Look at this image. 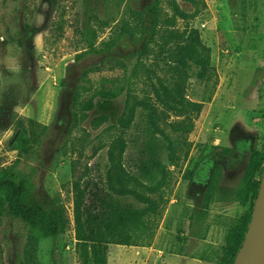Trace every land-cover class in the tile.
<instances>
[{
    "label": "rangeland",
    "instance_id": "obj_1",
    "mask_svg": "<svg viewBox=\"0 0 264 264\" xmlns=\"http://www.w3.org/2000/svg\"><path fill=\"white\" fill-rule=\"evenodd\" d=\"M202 1L206 9L190 22L189 31L198 48L197 64L211 68L210 78L202 82L190 78L186 91L187 100L202 103L201 111L186 136L187 145L176 149L177 164L169 166L163 155L171 191L164 195L167 203L153 221L152 232L144 242L111 245L107 264H198L197 260L220 264L227 232L246 225L252 202L246 191L233 203H206L205 218L199 219L198 213L216 166H220L218 194L222 198L225 191L238 186L250 155L264 150V0ZM150 2L0 0V169L17 159L11 145L22 130L29 131L32 123L46 126L43 135L41 128L35 127L37 141L30 143L32 153L17 165L32 175L39 199H59L70 219L75 175L86 165L102 171L106 163L105 150L89 159L91 149L87 147L85 158L73 170L74 157L69 150L63 154L69 147L70 106L78 78L84 68L103 58L92 53L76 62L75 56L90 43L98 48L108 40L127 7L142 10ZM178 4L186 12L193 11L187 2ZM154 36L155 29L150 26H132L131 39L123 38L111 54L122 57L139 44L151 43ZM121 74V69L102 70L89 74L88 79L95 86L102 78ZM141 87L137 82L138 92ZM122 107L123 96L103 108L98 103L82 126L91 132L93 116L105 112L116 119ZM166 132L176 137L169 128ZM72 135L78 137L80 131ZM227 149L231 151L228 155L224 154ZM190 174L192 178L187 179ZM25 236L26 229L19 221L6 215L0 218V264H22ZM74 248L71 222L55 244L49 239L39 241L38 262L79 264Z\"/></svg>",
    "mask_w": 264,
    "mask_h": 264
},
{
    "label": "trees",
    "instance_id": "obj_2",
    "mask_svg": "<svg viewBox=\"0 0 264 264\" xmlns=\"http://www.w3.org/2000/svg\"><path fill=\"white\" fill-rule=\"evenodd\" d=\"M178 1L189 3L193 11H184ZM202 9H206L202 0H151L142 10L127 7L108 40L98 48L90 43L75 56L76 62L92 53L103 58L84 68L78 78L79 85L73 91L70 106L69 147L63 154L69 150L74 157L73 170L85 158L87 147L91 149L89 159L105 150L106 163L102 171L97 166L86 165L81 174L75 175L72 219L59 199L40 200L32 175L17 165L32 153L30 143L37 141L35 127L41 128L40 135L47 127L32 123L29 131L19 133L11 145L17 159L11 166L0 169V218L6 215L26 229L22 264H40L39 241L49 239L55 244L71 222L79 264H107L111 245H134L152 232L153 221L160 217L161 206L167 203L164 195L171 191L163 155L169 166L177 164L176 149L180 146L182 150L187 145L186 136L192 132L193 121L202 108V103L187 100V82L193 77L200 82L210 78L211 68L197 64L198 48L189 31L190 22ZM132 26L154 28L153 41L139 44L122 57L112 55L111 50L119 41L131 39ZM115 69H121L122 76L102 78L95 86L88 79L89 74ZM137 82L142 83L139 92ZM81 90L89 94L83 96ZM120 96H123V107L116 119L100 112L89 121L91 132L82 126L98 103L103 108ZM166 128L176 137H171ZM75 131H80V136L72 135ZM230 152V149L224 150L226 155ZM263 166L264 150L254 151L236 187L239 192L225 191L226 196L222 198L218 194L220 166L212 171L209 181L217 186L215 202H232L245 191L252 197L244 229H231L226 234L220 264H232L241 248ZM186 178L191 179L192 175Z\"/></svg>",
    "mask_w": 264,
    "mask_h": 264
},
{
    "label": "water",
    "instance_id": "obj_3",
    "mask_svg": "<svg viewBox=\"0 0 264 264\" xmlns=\"http://www.w3.org/2000/svg\"><path fill=\"white\" fill-rule=\"evenodd\" d=\"M232 264H264V166L248 229Z\"/></svg>",
    "mask_w": 264,
    "mask_h": 264
},
{
    "label": "crops",
    "instance_id": "obj_4",
    "mask_svg": "<svg viewBox=\"0 0 264 264\" xmlns=\"http://www.w3.org/2000/svg\"><path fill=\"white\" fill-rule=\"evenodd\" d=\"M216 188H217V186L210 184V181H208L207 186H206L207 194L205 195V197H204V195L202 196V200H201V204H200L201 208H200V212L198 213V218L199 219L205 218L206 210L209 209V208H206L207 207L206 203H208V202H210V204H212V205H216V204H219V203H233V202H215ZM232 190H235L236 192L237 191L239 192V190L236 189V188L232 189ZM197 261H198L197 262L198 264L201 263V260H197Z\"/></svg>",
    "mask_w": 264,
    "mask_h": 264
}]
</instances>
